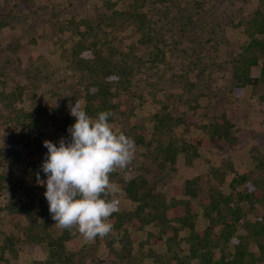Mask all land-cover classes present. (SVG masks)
I'll use <instances>...</instances> for the list:
<instances>
[{"label": "rangeland", "instance_id": "rangeland-1", "mask_svg": "<svg viewBox=\"0 0 264 264\" xmlns=\"http://www.w3.org/2000/svg\"><path fill=\"white\" fill-rule=\"evenodd\" d=\"M114 1H117L115 6L111 5ZM21 2L0 0V22L10 24L0 27V93L12 95L22 91L13 102L24 111L32 112L52 103L63 108L57 109L55 116L49 114L42 118L44 141L57 143L56 127L65 114V107L82 91V73L72 56L74 44L97 39L113 48L116 60L133 63L132 86L116 101L127 114L119 116L112 124L116 131L134 139L139 129H144L146 141L154 140V116L170 112L183 120L175 130L178 140L205 138L208 124L224 114L233 123L237 137V143L228 150L212 147L201 151L191 166L179 155L174 169L168 166L165 171L154 163L146 147L135 145V159L126 170L128 175L124 174L125 169L118 172L121 179L130 178L141 170L155 181L168 200L185 198L184 184L195 177L201 179L202 195L210 186L228 193V184L235 175H230L222 185L211 174L213 169L230 163L239 175H246L264 188V100L261 102L264 87L247 86L240 96L232 91L234 55L250 42L246 22L262 6L263 0H148L143 11L162 28V37L154 34L158 39L147 46L139 43L141 37L132 27L124 28L119 25L120 21L118 24L111 20L99 23V16L103 14L132 10L134 0H35L29 7ZM81 20L89 21L93 29L80 25ZM162 51L164 57L153 65L155 55ZM252 73L258 74V71L254 68ZM2 105L0 103V174L8 178L7 187H13L16 182L25 183L27 191L21 190L16 197L17 204L22 206L30 200L26 193L33 189L35 199H42L46 185L39 186L35 181L38 171L40 178L46 180L40 166L48 150L44 147L34 155L29 154L30 150H18L15 144L18 137L10 127V118L2 113ZM155 146L153 142L151 150ZM116 184L120 188L115 197L119 201L118 209L121 212L134 210L136 204L127 199L122 185ZM37 186L40 190H35ZM10 198L8 192L0 193V264H46L50 258L48 245L31 246L27 234L22 235L23 230H17L9 221L5 208ZM242 207L248 214L240 224L245 219L254 222L264 218V206L257 205L251 210L244 202ZM197 212L196 229L202 230L208 221L201 208ZM23 223L26 226V222ZM127 231L140 241L134 244L131 262L117 264H165L166 247H151L146 243L148 234H158L157 229L150 226L135 231L128 226ZM240 233L245 235L242 229ZM187 236V231L182 232L180 241ZM10 237L14 238L12 248L6 243ZM121 245L118 237L115 250L120 251ZM181 245L182 249L187 246L186 242ZM251 247L257 251L255 245ZM67 249L69 253L76 252L84 264H112L107 242L98 243L95 239L88 243L78 234L67 243ZM156 256L161 257L160 262ZM215 261H220L219 253Z\"/></svg>", "mask_w": 264, "mask_h": 264}, {"label": "trees", "instance_id": "trees-1", "mask_svg": "<svg viewBox=\"0 0 264 264\" xmlns=\"http://www.w3.org/2000/svg\"><path fill=\"white\" fill-rule=\"evenodd\" d=\"M34 1L22 0L21 3L29 7ZM116 2H111V5L115 6ZM147 2L148 0H134L132 10H114L111 14H103L99 16V23L101 25L107 20L115 23L120 21L119 25L124 28L132 27V30L141 37L139 43L147 46L157 38L154 34L157 33L162 37V28L158 27L148 12L143 11ZM246 23V33L250 42L243 46L233 58L234 90L232 91L237 96H240L247 86L264 87V0L262 6ZM6 24L10 25L6 21L0 22V27ZM80 25L87 26L88 30L93 29L92 24L87 20H81ZM80 35L84 36L83 33ZM87 43L80 40L72 49L73 60L83 77L82 91L76 95L69 106L65 107V114L61 122L57 124V146L62 137L66 141L70 139L68 128L75 123V118L70 114V107L76 101H79L81 108L91 117H95L101 111H111L113 113V116L109 118L111 124L119 116L127 115L124 107L121 108L116 101L122 96V92H128L132 86L130 78H133V63L128 64L129 61L122 63L116 60L117 58L112 54L113 48H109L102 41L94 39ZM156 47L159 50L157 44ZM155 57L152 61L153 65L161 61L160 57H164L163 51ZM254 68L258 74L252 73ZM21 93L22 91L12 95L0 93V103L3 104L2 113L10 118V127L19 138L15 141L18 150L22 149L25 152L30 150L29 154L34 155L44 149L42 118L49 114L55 116L60 107L52 103L40 106L32 112L18 109L13 101L19 99ZM261 100L263 102L264 95ZM182 122V119L174 117L170 112L158 113L154 116V140L146 141L144 129H139V133L134 135L135 145L140 144L146 147L150 151L151 159L163 171L168 166L175 167L179 155H183L185 163L191 166L193 161L200 157L201 151L206 152L212 147L228 150L237 143L234 125L224 114L213 118L208 124V136L205 138L178 140L175 137V130ZM153 142L156 146L151 150ZM20 158V156L17 158L18 162ZM126 170L127 168L124 174H127ZM146 171L148 172V168ZM233 174L235 176L228 184V193L218 187L210 186L205 195H202L204 189L200 184L201 179L195 177L184 184L185 198L168 200L165 194L160 193L155 181L150 180L148 174L141 170L127 179H121L118 172L113 173L111 180L122 185L127 199L135 203L136 207L127 212H121L118 209L110 218V222L114 225L112 233L102 239L98 237L96 241L107 242L110 250L108 258L112 264L129 263L133 259L134 244L139 242L140 238L129 234L128 226L135 231L145 230L151 226L158 230V234L149 233L146 243L151 247L160 245L166 247L165 264L264 263V218H258L254 222L245 219L243 224H240V221L248 214L243 211L244 202L251 210L256 209L257 205L264 206V188L259 187L256 181L249 180L246 175H239L230 163H224L223 168L213 169L211 175L223 185ZM42 177L46 179L44 173ZM7 181L8 178L0 174V193L8 192L11 195V200L5 208L8 219L17 230L24 231L22 235L27 234L26 237L30 240L31 246L41 243L48 245L50 258L46 264H84L76 252L69 253L67 249V243L78 234L73 235L54 225L55 221L50 216L48 202L44 196L46 188L42 199L38 201L35 199L34 189L27 192L26 196L30 200L19 206L16 197L21 190L27 191L25 183L16 182L13 187H7ZM38 189L40 190L39 186L35 188V190ZM198 208L203 210L204 218L208 221V225L202 230L196 229L199 218ZM241 229L245 231V235L240 233ZM184 231L188 232V236L180 241V234ZM118 237L122 244L120 251L114 248ZM13 240L12 237L7 239L8 247H14ZM182 242L187 244L185 249L181 247ZM252 245H255L257 251L252 250ZM217 253L220 254V261L216 263ZM156 257V260L160 262L161 257Z\"/></svg>", "mask_w": 264, "mask_h": 264}, {"label": "clouds", "instance_id": "clouds-1", "mask_svg": "<svg viewBox=\"0 0 264 264\" xmlns=\"http://www.w3.org/2000/svg\"><path fill=\"white\" fill-rule=\"evenodd\" d=\"M75 123L68 128L70 139L59 140L58 146L45 140L47 148L36 183L46 185L44 196L55 226L85 242L110 235L114 225L112 215L118 211L115 198L119 186L111 175L123 171L135 159L134 140L116 131L109 122L111 111H101L91 117L76 101L70 107Z\"/></svg>", "mask_w": 264, "mask_h": 264}]
</instances>
